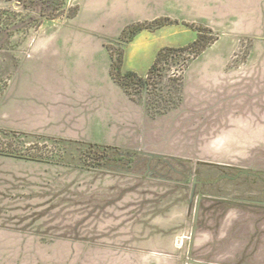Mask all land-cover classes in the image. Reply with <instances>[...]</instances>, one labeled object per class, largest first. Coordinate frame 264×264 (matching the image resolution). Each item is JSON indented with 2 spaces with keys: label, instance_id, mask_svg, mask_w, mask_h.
I'll list each match as a JSON object with an SVG mask.
<instances>
[{
  "label": "rangeland",
  "instance_id": "obj_1",
  "mask_svg": "<svg viewBox=\"0 0 264 264\" xmlns=\"http://www.w3.org/2000/svg\"><path fill=\"white\" fill-rule=\"evenodd\" d=\"M152 2L68 0L64 17H39L37 29L9 36L0 24V80L7 84L0 131L24 134L25 147L38 154L0 156V264H264V39L234 37L207 49L186 69L183 101L168 114L150 117L145 98L134 102L112 79L109 97L77 95L72 79L73 110L40 126V115L64 111L40 112L44 59L34 51L47 35L89 26L114 34L159 17L179 21L159 35L165 46L194 36L184 22L211 28L209 38L225 34L220 0L207 9L201 0ZM34 16L33 8L0 0L4 22ZM236 40L237 51L224 57ZM94 142L133 151L134 162L82 166L81 152Z\"/></svg>",
  "mask_w": 264,
  "mask_h": 264
},
{
  "label": "crops",
  "instance_id": "obj_2",
  "mask_svg": "<svg viewBox=\"0 0 264 264\" xmlns=\"http://www.w3.org/2000/svg\"><path fill=\"white\" fill-rule=\"evenodd\" d=\"M157 1L153 0V2ZM220 1L222 5L218 9L220 16H224L227 20L229 19V22H227L225 27L219 25L221 29H224L225 34L223 36L219 35L218 40L210 47H213L218 42H222V40L228 41L234 37L253 36L256 39H264V0ZM146 2L148 3L149 0H138V4L142 3L144 6H146ZM200 3L207 9L210 8L212 0H201ZM155 17L152 16L150 18L154 19ZM77 18L78 15L74 19H70V21H74ZM206 21L203 19L204 23ZM211 25L216 28L213 24ZM126 26L123 25L114 34L108 33V29L104 31L103 28L105 27L101 26H89L87 30H75V32L71 31L64 34H50L39 45H36L37 48L35 49L39 48V50L34 51V53L36 54L37 52V55H40L41 51V60L44 59L43 65H41L43 67V77L40 112L47 109V107L55 110H64L59 117L56 115L49 116V113L40 115V126L47 123L60 122L65 119L70 110H73V107L69 104L71 100L69 94L72 92L68 89V85L72 79H75L78 84L77 95L87 94L89 90L90 95L99 93L101 97H109V89L106 92L105 85L107 83L109 86L112 78L110 74L112 56L105 45L108 42L118 40L123 28ZM168 27L169 25L155 33L147 30L142 31L131 43L126 45L125 68L134 70L138 74L141 73L140 75H145L151 64L155 62L159 50L165 46L164 44H158L157 39ZM183 31L191 33L192 30L184 29ZM192 33H194V36L187 43L171 44L170 47L184 46L193 42L197 38V33L195 31H192ZM259 46L260 42L256 43L254 48H252L253 52L258 50ZM238 48L239 42L236 40L233 47H225L223 51L224 57L234 55ZM97 50H99V54L104 58L98 59L96 56L98 54ZM148 58L149 61H146V73L139 72L138 65H140L142 60H147ZM252 58L253 55L250 56L249 61ZM223 60L224 62H229L231 58H224ZM40 61L36 63V67L38 64L40 66ZM102 69L104 73H101ZM35 75L38 74L35 73ZM38 76L36 77V82L39 79ZM98 83H101L102 88ZM82 89L87 90L86 93Z\"/></svg>",
  "mask_w": 264,
  "mask_h": 264
},
{
  "label": "trees",
  "instance_id": "obj_3",
  "mask_svg": "<svg viewBox=\"0 0 264 264\" xmlns=\"http://www.w3.org/2000/svg\"><path fill=\"white\" fill-rule=\"evenodd\" d=\"M15 2L24 10L33 11L38 17L23 19L14 24L4 22L0 19V24H5L4 31L10 36L13 32H21L33 26L35 29L42 25L39 17L49 20H57L64 17V6L68 0H9ZM80 7L77 6L70 14L69 19H74L79 13ZM179 24L178 20H172L170 17H159L155 20H146L134 22L123 28L122 33L117 40L118 46H126L142 31H151L152 33L164 28ZM186 27L197 33V38L188 45L179 47H162L151 64L145 75H140L134 70L126 69L125 50H116L109 44L106 48L112 56L110 74L111 79L124 91L134 102L138 98H145V108L150 117L161 116L170 113L178 108L184 97L185 71L190 63L198 58L205 50L213 45L218 36L212 35V29L198 23H186ZM3 45L0 46V49ZM175 67V68H174ZM172 68L174 69L172 71ZM173 72L171 75L170 72ZM168 80V89L164 81ZM7 89V84L0 80V99ZM1 103V100H0ZM6 138L0 137V156H9L16 159L38 160V154L32 151L31 147H25L24 134L15 131H0ZM136 153L133 151L123 152L116 146L103 145L98 142L91 143L81 152L80 160L82 166L102 169L109 166H119L123 162L133 163Z\"/></svg>",
  "mask_w": 264,
  "mask_h": 264
}]
</instances>
